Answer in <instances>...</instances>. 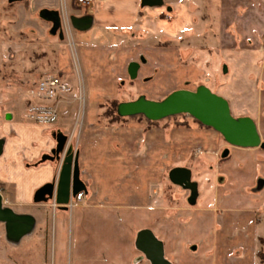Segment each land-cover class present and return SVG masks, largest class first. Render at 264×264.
<instances>
[{"label": "crops", "instance_id": "obj_1", "mask_svg": "<svg viewBox=\"0 0 264 264\" xmlns=\"http://www.w3.org/2000/svg\"><path fill=\"white\" fill-rule=\"evenodd\" d=\"M0 1L15 6L17 28L42 33L47 26L59 46L52 67H31L32 83L21 101L24 115L7 113L0 135V193L5 202V190L12 191L7 199L21 209L58 177L60 163L42 160L56 146L55 132L67 135L79 154L83 199L73 197L66 207L46 201L55 264H152L137 246L143 230L162 243L164 258L172 264H264V148L231 147L191 116L180 121L185 125H149L139 116L110 124L99 116V105L116 96L127 79L155 100L145 87L154 76L166 85L169 74L164 89L171 93L200 75L199 66L181 65L183 53L174 57L152 47L153 33H175L182 44L213 47L221 72L206 86L229 101L235 117H252L260 130L264 0H169V5L164 0L161 6L142 0H92L88 6L77 0ZM154 13L164 16L154 19ZM75 18L89 20V26H75ZM132 63H137L135 77ZM46 74H60L74 92L84 93V114L73 133L26 118L27 91ZM175 168L191 171L196 191L171 181ZM12 209L32 215L37 224L35 214Z\"/></svg>", "mask_w": 264, "mask_h": 264}, {"label": "rangeland", "instance_id": "obj_2", "mask_svg": "<svg viewBox=\"0 0 264 264\" xmlns=\"http://www.w3.org/2000/svg\"><path fill=\"white\" fill-rule=\"evenodd\" d=\"M3 3L0 1V135L3 134L2 126L7 113L16 114L18 117L24 115V104L21 101L24 90L32 83L30 80V76H32L30 75L31 67L38 63L52 67L55 60H57L59 51L58 44L53 43L52 38L49 36L47 26L43 27L44 31L42 33H33L32 29L28 28H17V25L20 24L19 21L17 24L20 15H18L15 6ZM169 4L170 1L168 0L167 5ZM163 11L167 13L166 8ZM170 15L166 16L169 21L172 20ZM163 16L161 14H152L154 19H160ZM172 17L174 18V15ZM171 35L153 33L151 38L152 47L158 50H166L169 54H173L174 57L176 53H183V56L180 55L178 58L182 66L187 67L195 64L201 69L200 75L195 80H189L188 84L185 82L182 86L186 89L195 90L199 85L212 84L215 74L219 75L221 72L213 47L208 44L191 43V41L182 44L179 42L180 38H175V33ZM259 48L264 52V37L261 38ZM168 71L169 73L172 71L170 63L168 64ZM167 79L166 85H169L171 79L169 74ZM216 84L215 87L217 86ZM148 85L150 86L149 95H153L156 98L155 100H162L169 94V91L164 89L166 85L163 78L160 81L159 77L154 76L152 82L145 85V87ZM144 89L127 79L125 85L119 84L116 96L108 98L99 105V116L103 121H106L104 118L105 112L110 107L109 103L112 100L123 102L137 99L143 92H147ZM79 94V91L73 92L72 101L63 105L61 118L51 129L57 130L61 126L65 128L67 133H73L76 127L79 126L78 119L84 114L85 110L84 93L81 100L78 98ZM188 116L190 117L188 114H181L175 118H166L161 121L164 123H177L178 121L182 122L183 119L186 120L185 118ZM107 121H109L108 118ZM71 128L73 129L71 130ZM259 129L264 141V118L259 119ZM221 155L220 153V161L216 162H221ZM168 186L169 188L176 187L170 182H168ZM0 190L2 191V189ZM8 192L9 190L6 189L4 193L5 206L20 208V210L35 214L38 217V221L34 230L20 241L9 239L6 234L5 224L0 222V264H55L56 252L53 237L51 236V221H53L51 219V204L47 203L48 201L34 202L32 205L24 206L21 209L20 205H14L8 200L9 198L7 199L10 194Z\"/></svg>", "mask_w": 264, "mask_h": 264}, {"label": "water", "instance_id": "obj_3", "mask_svg": "<svg viewBox=\"0 0 264 264\" xmlns=\"http://www.w3.org/2000/svg\"><path fill=\"white\" fill-rule=\"evenodd\" d=\"M143 5L161 6L164 0H142ZM58 21V16H52ZM77 27L89 26L87 19H73ZM137 63H132L130 73L135 77ZM117 113L121 117L144 116L150 121H161L169 117L188 114L204 126L219 132L225 141L234 147L264 148V141L255 120L250 116L235 117L229 101L213 92L206 85H199L195 90L186 88L169 93L162 100H152L141 95L131 101L120 102ZM53 137L56 146L51 154L42 157L43 161L60 163L58 177L40 187L34 196L36 203L54 201L55 205L68 206L71 199L86 189L81 180L79 154L75 153L69 137L62 132H55ZM4 141L0 140V156L3 153ZM171 181L182 187L196 191V184L191 182V171L187 168H175L170 172ZM0 222L5 224L7 237L20 241L35 228L36 221L32 215L18 214L4 205L0 193ZM137 246L152 264H172L164 258L163 245L150 230H143L138 235Z\"/></svg>", "mask_w": 264, "mask_h": 264}, {"label": "built area", "instance_id": "obj_4", "mask_svg": "<svg viewBox=\"0 0 264 264\" xmlns=\"http://www.w3.org/2000/svg\"><path fill=\"white\" fill-rule=\"evenodd\" d=\"M78 1L85 6L92 0ZM73 92V87L60 74L44 75L27 91V120L41 126L54 127L60 120L63 105L72 101ZM78 96L79 100L83 99L82 94ZM76 199L82 200L83 193H79Z\"/></svg>", "mask_w": 264, "mask_h": 264}, {"label": "trees", "instance_id": "obj_5", "mask_svg": "<svg viewBox=\"0 0 264 264\" xmlns=\"http://www.w3.org/2000/svg\"><path fill=\"white\" fill-rule=\"evenodd\" d=\"M119 101L117 100H112L109 104H110V107L107 108V111L105 112V116L104 118L107 119L108 118V123L110 124H114V123H117V122H120L122 120L125 119V117H121L118 113H117V107L119 105ZM137 117V116H135ZM139 117H143L145 118L144 116H139ZM176 116H173V117H169L167 119H170V118H175ZM146 119V118H145ZM147 122L149 123V125H156L158 123H160V121H150L148 119H146ZM197 121V120H195ZM199 122V121H197ZM200 123V122H199ZM176 124L178 125H185V122L181 123L180 121H178ZM201 124V123H200ZM203 125V124H201ZM260 256L261 258L264 260V253H260Z\"/></svg>", "mask_w": 264, "mask_h": 264}, {"label": "flooded vegetation", "instance_id": "obj_6", "mask_svg": "<svg viewBox=\"0 0 264 264\" xmlns=\"http://www.w3.org/2000/svg\"><path fill=\"white\" fill-rule=\"evenodd\" d=\"M12 2H14L15 0H11ZM4 200V199H3Z\"/></svg>", "mask_w": 264, "mask_h": 264}]
</instances>
